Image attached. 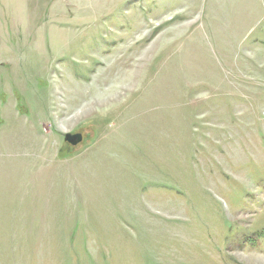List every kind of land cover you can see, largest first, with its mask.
<instances>
[{
	"label": "rangeland",
	"instance_id": "374dc122",
	"mask_svg": "<svg viewBox=\"0 0 264 264\" xmlns=\"http://www.w3.org/2000/svg\"><path fill=\"white\" fill-rule=\"evenodd\" d=\"M0 264H264V0H0Z\"/></svg>",
	"mask_w": 264,
	"mask_h": 264
},
{
	"label": "water",
	"instance_id": "95a60500",
	"mask_svg": "<svg viewBox=\"0 0 264 264\" xmlns=\"http://www.w3.org/2000/svg\"><path fill=\"white\" fill-rule=\"evenodd\" d=\"M83 138L84 136L82 133H76V134L67 133L66 134V140L73 145H78L79 143H81L83 141Z\"/></svg>",
	"mask_w": 264,
	"mask_h": 264
}]
</instances>
